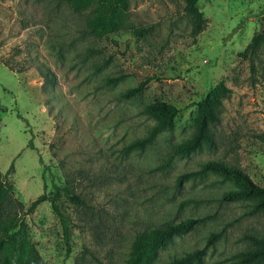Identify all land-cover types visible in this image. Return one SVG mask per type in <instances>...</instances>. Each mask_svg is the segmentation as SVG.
I'll return each mask as SVG.
<instances>
[{
  "label": "rangeland",
  "instance_id": "374dc122",
  "mask_svg": "<svg viewBox=\"0 0 264 264\" xmlns=\"http://www.w3.org/2000/svg\"><path fill=\"white\" fill-rule=\"evenodd\" d=\"M198 8L207 23L196 33L183 0H128L121 27L101 33L89 25L92 7L77 10L73 0H0V172L13 166L6 180L20 203L6 211L24 221L44 264H126L137 232L187 217L208 216L153 264H173L212 232L220 236L202 264H234L252 247L245 235L264 236V209L221 199L232 181L212 172L176 181L218 160L264 186V50L241 55L264 31V0H199ZM148 76L158 78L122 96ZM220 82L228 92L211 127L215 145L179 155L174 146L192 134L196 103ZM153 101L179 108L173 128L126 151L157 124L143 111ZM53 183L83 200L63 202L69 250L50 202L27 213Z\"/></svg>",
  "mask_w": 264,
  "mask_h": 264
},
{
  "label": "trees",
  "instance_id": "16d2710c",
  "mask_svg": "<svg viewBox=\"0 0 264 264\" xmlns=\"http://www.w3.org/2000/svg\"><path fill=\"white\" fill-rule=\"evenodd\" d=\"M199 0H183V10L192 18L193 30L201 32L207 19L198 8ZM75 9L82 10L92 7V14L88 20L92 29L101 33H112L121 27L122 16L127 10L128 0H73ZM143 30H137L134 34H141ZM264 50V31H257L251 37L249 43L242 51L244 58H257L259 52ZM264 74V71H263ZM49 80L48 74H44ZM120 77L107 78V83H115ZM157 76H148L136 87L127 89L122 93L123 97L129 98L141 93L147 83ZM228 87L223 83H218L205 97L197 103L196 116L194 118V130L192 134L176 143L174 148L181 156H188L194 152L201 151L205 146L215 145L211 127L219 120V107ZM143 111L152 116L157 124L148 133L125 146L126 151L144 150L151 144L156 136L164 129H171L174 120L179 113V108L174 104L165 101H153L145 105ZM31 145V141L29 142ZM13 166L5 174L0 172V264H44L37 249L30 242L25 234L24 221L6 211L13 202L18 201L13 198L12 185L6 180ZM159 168V167H158ZM212 172L220 175L225 180L233 182L235 188L222 193L221 199L225 201H237L250 199L253 201V211L264 209V186L254 183L251 178L239 166L218 160H208L201 164L197 170L183 172L177 175L176 181L181 184L191 177ZM45 188V186H44ZM50 202L53 213L61 225L63 238L67 249H70V217L67 214L64 201H71L75 204H82L83 200L72 187L52 184L51 191L42 192L27 206V213L33 212L42 202ZM208 216L187 217L175 222L164 224L160 227H153L137 232L135 235L126 264H153L160 251L164 249L175 237L182 236L192 231L196 225ZM16 230L11 228L18 223ZM220 236L219 232H212L207 238L206 244L201 248H196L176 259L173 264H202L206 247L212 244ZM251 242L252 247L240 252L234 264H259L264 260V236L245 235Z\"/></svg>",
  "mask_w": 264,
  "mask_h": 264
}]
</instances>
